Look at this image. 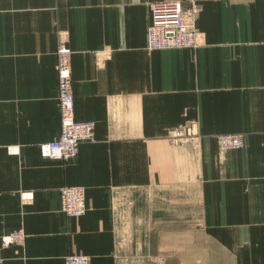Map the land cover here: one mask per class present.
Wrapping results in <instances>:
<instances>
[{
  "label": "crops",
  "instance_id": "1",
  "mask_svg": "<svg viewBox=\"0 0 264 264\" xmlns=\"http://www.w3.org/2000/svg\"><path fill=\"white\" fill-rule=\"evenodd\" d=\"M166 1L0 0L1 264H264V0H195L199 46L147 50ZM59 42L94 127L68 162L42 152ZM63 186L85 188L84 215L60 210Z\"/></svg>",
  "mask_w": 264,
  "mask_h": 264
},
{
  "label": "built area",
  "instance_id": "2",
  "mask_svg": "<svg viewBox=\"0 0 264 264\" xmlns=\"http://www.w3.org/2000/svg\"><path fill=\"white\" fill-rule=\"evenodd\" d=\"M155 2L150 4V19L146 28L147 50L193 49L199 46V32L196 20L199 15L195 0ZM70 51L65 42H59L56 49L57 106L60 122L58 138L42 147L46 159L68 162L78 153L82 142L93 140L92 122H77L74 118V95L72 90ZM183 132L191 134V129H175L171 132L175 138H182ZM219 150L237 149L242 146L241 138L236 134H221L217 138ZM60 210L68 217H80L87 210L85 188L81 186H63L59 191ZM22 233L3 236L2 246L22 240ZM161 259V257H158ZM2 260L0 257V264ZM63 264H89L85 255L70 254Z\"/></svg>",
  "mask_w": 264,
  "mask_h": 264
},
{
  "label": "rangeland",
  "instance_id": "3",
  "mask_svg": "<svg viewBox=\"0 0 264 264\" xmlns=\"http://www.w3.org/2000/svg\"><path fill=\"white\" fill-rule=\"evenodd\" d=\"M153 3H155V2H153ZM197 3V2H196ZM152 4V3H151ZM198 5V4H197ZM149 6H150V4H149ZM199 7V6H198ZM198 10H199V12H200V8H198ZM198 18V17H197ZM197 21V20H196ZM66 45H67V47H68V49H69V51H70V54H69V56H71V49L69 48V46H68V44L67 43H65ZM58 46V45H57ZM57 49V48H56ZM186 49H189V48H186ZM55 54H56V52H55ZM69 60H70V57H69ZM71 69V68H70ZM71 80H72V77H71ZM58 107V106H57Z\"/></svg>",
  "mask_w": 264,
  "mask_h": 264
}]
</instances>
